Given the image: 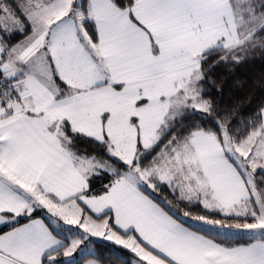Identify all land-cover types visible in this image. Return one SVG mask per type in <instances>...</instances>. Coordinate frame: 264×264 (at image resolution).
Wrapping results in <instances>:
<instances>
[{"label": "snow or ice", "instance_id": "obj_1", "mask_svg": "<svg viewBox=\"0 0 264 264\" xmlns=\"http://www.w3.org/2000/svg\"><path fill=\"white\" fill-rule=\"evenodd\" d=\"M256 50L264 0H0V264H264Z\"/></svg>", "mask_w": 264, "mask_h": 264}, {"label": "trees", "instance_id": "obj_2", "mask_svg": "<svg viewBox=\"0 0 264 264\" xmlns=\"http://www.w3.org/2000/svg\"><path fill=\"white\" fill-rule=\"evenodd\" d=\"M19 38V37H16ZM209 76L219 88H211L210 94L216 103L226 110L237 108L233 118L239 123L248 117L255 105L264 98V51L256 50L250 57L236 64L219 65L210 70ZM250 101V102H249ZM190 121H186V124ZM106 181L96 180L99 188ZM195 211V208L188 209ZM7 230L0 228V231ZM104 246L107 242L97 241Z\"/></svg>", "mask_w": 264, "mask_h": 264}, {"label": "crops", "instance_id": "obj_3", "mask_svg": "<svg viewBox=\"0 0 264 264\" xmlns=\"http://www.w3.org/2000/svg\"><path fill=\"white\" fill-rule=\"evenodd\" d=\"M0 228H2V226H0Z\"/></svg>", "mask_w": 264, "mask_h": 264}]
</instances>
